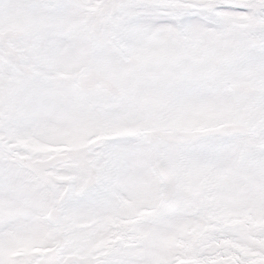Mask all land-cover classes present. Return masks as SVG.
I'll list each match as a JSON object with an SVG mask.
<instances>
[{
  "label": "snow or ice",
  "instance_id": "1",
  "mask_svg": "<svg viewBox=\"0 0 264 264\" xmlns=\"http://www.w3.org/2000/svg\"><path fill=\"white\" fill-rule=\"evenodd\" d=\"M0 264H264V0H0Z\"/></svg>",
  "mask_w": 264,
  "mask_h": 264
}]
</instances>
